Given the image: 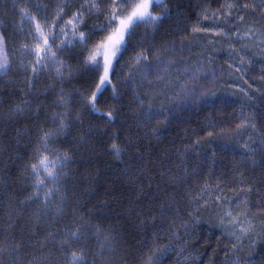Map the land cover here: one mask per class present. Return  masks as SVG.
Returning <instances> with one entry per match:
<instances>
[{
	"label": "trees",
	"instance_id": "1",
	"mask_svg": "<svg viewBox=\"0 0 264 264\" xmlns=\"http://www.w3.org/2000/svg\"><path fill=\"white\" fill-rule=\"evenodd\" d=\"M17 1L31 6L32 16L37 10L41 16H48L47 23L56 31L81 10L82 2ZM226 3L237 0H164L161 7L152 8L154 15L164 8L168 11L155 26H136L112 77L118 95L113 98L109 87L97 104L104 112L115 109L116 118L110 123L85 110L81 103V96H90L97 82L84 65L88 49L105 33L92 37L82 54L78 43L65 46L57 55L58 63L46 68L54 74L36 76L32 81L36 57L25 55L18 44L24 40L28 48L35 47L22 28L28 20L21 16L17 3L10 8L7 0H0V34L11 64L6 74H0V264H66L63 250L57 247L61 237L56 233L65 221L81 217L80 222L89 227L73 250L83 247L87 264H145L151 250L178 246L172 235H184L185 224L201 220L207 211L203 205L207 195L199 204L192 201L203 185L229 198V210L235 217L241 214L236 218L247 231L240 237V232L231 228L230 238L202 226L195 238L189 236V257L200 260V264H230L234 260L233 245L237 242L243 248L242 242L256 231L253 223L264 225V147L260 146V152L251 149L249 154L241 149L242 145L249 149L257 138L264 141V59L240 66L237 82L228 71L225 54L208 51L206 56L210 49L206 46L196 55L194 29L201 26L198 30L203 33L205 22L211 24L216 17L220 23L231 19L225 20L226 12L217 11ZM37 5L41 7L37 9ZM261 5L260 0H238L232 14L243 19L232 31L263 29ZM110 6L112 0L98 4L100 11L87 14L76 31L103 24L111 14ZM58 13L62 19L53 24ZM8 18L23 35L9 30L13 28ZM68 32L71 39V28ZM64 38L62 35L56 44ZM141 53L147 61L135 59ZM157 57L162 60L157 61ZM59 62L64 67L58 77ZM22 64L25 71L17 73L13 68ZM137 64L152 67L131 73V79L124 83L129 66ZM174 69L178 75L172 73ZM170 75L176 83L166 88L164 80ZM247 88L257 93L248 96ZM62 99L68 101L67 107L58 103ZM251 99L254 104H247ZM66 111L68 128L57 133L52 146L70 159L58 169V182L53 185L45 181L47 187L40 189L39 199L29 202L28 197L36 191L29 168L34 163L37 137L42 131H57L63 116L53 123V114ZM114 143L121 149L119 158L111 150ZM52 188L56 194L45 204L44 192ZM244 220L251 229L242 224ZM261 228L263 235L264 226ZM262 235L249 245L248 257L241 260L235 256L234 264H264ZM168 257L167 253L155 264H176L175 260L167 262Z\"/></svg>",
	"mask_w": 264,
	"mask_h": 264
},
{
	"label": "snow or ice",
	"instance_id": "2",
	"mask_svg": "<svg viewBox=\"0 0 264 264\" xmlns=\"http://www.w3.org/2000/svg\"><path fill=\"white\" fill-rule=\"evenodd\" d=\"M107 0H84L80 5V11L73 14L72 19L65 22L64 28L56 31L55 29L50 30L47 34L45 29L48 28L46 23L49 19L48 16H41L40 12L37 10L35 16H29L27 11L21 9V16L26 18L30 25L34 23V27H30L28 31L31 41H35L34 48H23L21 51L25 55L35 56L36 59L32 65V78L35 80L38 73L46 68L50 69L52 64H56L57 55L59 52L63 51L65 46H75L77 43L81 45L82 52L84 49H87L89 40L96 36L98 33H105L95 44L92 49H88L89 55L84 61L85 67L92 73L94 77L97 78L95 88L92 91L91 95L88 97L81 96V103L83 108L90 113L108 120L110 123L115 120L114 112L115 109L109 112H104L97 107V104L100 101V97L103 96L104 92L108 90L109 87H112L113 98H116L118 95L115 86L113 85L112 77L116 74V65L119 63L121 56L127 50L129 41L131 37L135 34L134 29L138 24H150L155 26L156 22L159 21L166 13L167 8H164L161 13L153 14V7H161L164 3V0H112L113 7L111 9V14L105 18V22L100 25H94L93 29L87 31L76 30L79 27L83 26V22L87 14L92 12H99L100 9L98 4L106 3ZM261 4H264V0H260ZM260 5H256L259 7ZM37 9L41 5L36 6ZM248 5H245V10L248 9ZM238 8L237 3H226L221 9L217 11L226 12L225 20L228 17L232 16V13ZM207 12V9H205ZM213 16H205V19H212ZM62 15L58 13L57 18L53 21V24H58ZM243 17H241V20ZM44 21L45 23H40ZM71 28V39H69L68 29ZM198 29H194L196 31ZM219 35H224L223 32L218 33ZM63 35L65 38L60 41L59 44H56V50L53 51V44L56 43L57 36ZM30 41V42H31ZM167 47V46H166ZM150 50V49H149ZM0 54H2V59H0V74L5 73L8 68L11 66L9 54L6 51V42L2 34H0ZM137 61L145 60L147 61V56L143 53L135 57ZM162 60V57H157V61ZM60 66L56 68V75L62 76V69L64 67L62 62H59ZM130 74L125 78L124 83H127L131 79V73L139 72L142 68L149 69L151 65H130ZM159 68V64L156 65ZM187 71V70H186ZM61 95H63V89L60 90ZM62 106L67 107L68 101L62 99L58 101ZM155 114V113H154ZM63 116V119H60L59 129L57 131H42L41 134L37 137V143L35 147V152L33 156L34 163L31 164L29 168V175L35 177L34 188L36 191L28 197L30 202L32 199H39L40 189L46 188L47 185L45 181L51 182L55 185L59 180L58 169L62 168L64 164L70 159L66 154H61L58 148L52 146L57 133H63L68 128V117L69 113L66 111L62 114H53V123L56 120ZM147 116V111L143 113ZM79 119V116L76 117ZM209 136L212 135L211 132L208 133ZM111 150L119 154L121 149L114 143L111 146ZM213 189H209L207 186L201 189V192L197 198L192 201L193 203H200V200L204 198L205 195L211 196ZM56 194L55 189H49L44 192L45 202L51 199ZM225 197L223 195H218L215 203L217 205H223ZM212 203L211 200L205 205L209 206ZM59 211V210H58ZM161 212L164 211L162 207ZM83 218L73 219L64 222V227L60 229L56 235L61 237L59 244L57 245L58 249H62L61 252L62 259L66 264H87L85 256L87 253L84 248L81 247L77 250L74 249V245L81 241L86 235L85 229L89 225L81 223L80 221ZM221 226L230 227L236 229L239 224V220L236 217L232 216V213L229 209L223 208L220 213ZM227 221V225L223 222ZM247 229L240 228V232L246 233ZM155 239V237H154ZM161 250L156 249V252L159 253ZM145 264H155V261L150 257Z\"/></svg>",
	"mask_w": 264,
	"mask_h": 264
},
{
	"label": "rangeland",
	"instance_id": "3",
	"mask_svg": "<svg viewBox=\"0 0 264 264\" xmlns=\"http://www.w3.org/2000/svg\"><path fill=\"white\" fill-rule=\"evenodd\" d=\"M7 2L9 3L10 8L12 6H14V2H15V4L17 3V8L19 7V10H21V7H23V9L25 11H27L28 15L32 16L31 12H30L31 6H28L27 4H23L22 5L21 4L22 1H17V0H14V2H13V0H7ZM83 2H84V0H82L81 3H83ZM112 7H113V4H112V6H110V8L112 9ZM261 7L262 8H261L260 11L263 13L262 15H264V6L261 5ZM211 14H213V13H211ZM213 15H215V14H213ZM218 20L219 19L217 17H216V19L214 18V20L212 19V23L211 24L210 23L207 24V22L204 21L205 25L203 26V29H202L203 33L200 30H197V32L195 31V34H196L195 36L197 37V39L194 42L195 46L193 48H195L194 51L196 52V55H201L202 51H203V48L207 49L206 46H208V48H210L209 50H207L206 56L210 55L209 52H212V51H213V53L215 55H217V54H219V55L225 54L224 56L227 57V64H228V67L230 68V70L228 69V71H230V75L234 74V76H235L234 78L238 82V78H237L238 77L237 75L239 74L238 71L242 72V67H240V66H244L245 64H247V62L249 63L250 62L249 60L253 61V60H262V59H264L263 58L264 57V28L261 29V28H258V27H254V28H248L247 27L244 30H240V33H239L238 31H232V30L236 29L240 25V20H241L240 16L232 14L231 19L229 18L227 21H224L222 23H220ZM2 21H3V19L0 18V27L3 25V23H1ZM8 22H9V18H8ZM27 23L28 24H25L22 27L26 28L25 33L28 34L29 28L30 27H34V23L32 25H30L29 22H27ZM40 23L43 24L45 22L44 21H40ZM10 24L12 25L13 29L9 28V30H11V31L13 30L16 33H19L20 35H23L22 33H20L21 30L19 28H15L16 25H14V23L12 21H11ZM19 26L20 25H18L17 27H19ZM214 26H222V29L220 28L221 30L218 31V29H217L218 27L216 28ZM200 27L201 26H199L196 29H199ZM242 27H243V25H242ZM52 29L53 28H51V26L48 24V28L45 29V33L47 34ZM214 30H216V31L213 33ZM221 32H223L224 35H219L218 34V33H221ZM25 33H24V35H25ZM61 36H57L56 40L60 39ZM204 36L205 37H211V39L210 40H204L203 39ZM26 39L29 40V39H31V37H29V35H28V37H26ZM212 39H213V41L211 42ZM22 41L23 42H19L18 44H20L23 48H25V47L28 48L29 44L26 41H24V40H22ZM55 44H53V46H52L53 49H55ZM210 57H206V58H209L210 61H211L212 58H210ZM0 59H2V54H0ZM13 69H16L17 73L20 70L21 71H23V70L25 71V65L22 64L19 67H15ZM40 72L38 73L37 76H47V75L48 76H52V74H54L53 71L51 72L50 70H46V69L42 70L41 73ZM172 73H175L177 75L179 74L177 69H174L172 71ZM3 74H6V72L3 73ZM172 78H173V76L170 75L169 77H167V79L164 80V84H165L166 88L168 86H170L171 83H172V85L174 83H176V82H172V80H174ZM32 81H33V79H32ZM236 81L234 83H236L237 86H239ZM250 87H251V84H250ZM253 88H255V87H253ZM220 92L221 91L219 90V93ZM247 92H249V93H247ZM259 92H260V89H259ZM245 93H246V95L249 96L250 93L256 94L257 92H255V90L252 89V88H247ZM157 95L160 96V94H157ZM167 100L171 101V98L168 96ZM255 100H256V98H255ZM255 100L251 99L249 102H247V104L251 103L249 105H253ZM247 104H246V106H247L246 110L249 109V105H247ZM241 112H242V109H241ZM246 113H247V111H246ZM254 142H256V143L250 142L249 149H248V147L246 145H242L241 149L243 151H246L247 154H249V152H251L252 150H256V151H259V152L261 150H263V149L260 148V146L262 148L264 147V141H262L261 138H259V139L257 138V140H255ZM247 154H245V155H247ZM203 188H205L204 185L202 186V189ZM236 190L238 191L239 188H237ZM218 195H223L225 197V200H224V203H223L222 206L221 205H217L215 203L216 198H217ZM232 197L233 196L231 195L230 199H232ZM40 199H41V197H40ZM51 199H53V198H51ZM51 199H49L47 202H51ZM209 200H211L212 203L209 206L206 207L207 211L204 212L205 214L203 215L202 218H199L201 220L189 221L188 224H185L183 226L184 229L182 230L184 235L179 234V232H177V233L172 235L173 238L175 239V241L179 243L178 246L169 245V246H167V248H162L161 249L159 247H156L153 251L151 250V254H152L151 257L153 258L154 261H158L160 258H163L164 255L168 253L169 257H168V261L167 262H170L171 260H175L173 263H176V264H181L184 261H186V263H188L190 261L188 264H191L192 262H196L197 264H200L199 263L200 260H194V259H191V257H189V256L192 255V253L189 252V250L192 249L191 243L189 241V236L191 235L193 237L195 235L194 236V238H195L197 236V233H196L197 229L198 228H202V226H205V227H207L210 230H216V231H219V232L221 231L222 234L225 235L226 237L232 236L233 230L230 227H222L221 226V219H220V213H221L222 209L223 208H226V209H230L231 208V207H229V205H230L229 198L226 197L225 194L220 193L219 190H217L215 188V189H213V191L211 193V196L209 197L207 195V198L205 200H203V202L205 203L203 205L205 206L208 203ZM47 202H45V199H44V203L47 204ZM236 215H237L236 217L241 216V214H236ZM232 216L235 217L233 214H232ZM192 222L194 224H191ZM223 223L225 225H227L228 222L224 221ZM242 224L246 225L248 228L251 229V226L249 225V222L244 220V221H242ZM194 225H195V227H194ZM263 226L264 225H262L260 222L253 223L252 229L254 231L255 230L256 231L253 232V234L251 235L250 238H247V240H244V242H242L241 245L243 246V248H239L237 242L233 245V250H234V253H235L234 260H235V256L242 257L241 260H243V259L245 260L248 257V255H249L248 254V249L250 248L249 245H253V243L257 239L256 236L262 235L261 234V230H262L261 227H263ZM240 228H244V227L241 226L240 223H239L235 230L240 232ZM240 234H241L240 237H242L243 234H245V233L242 234L240 232ZM236 238L238 239V237H236ZM262 238H264V234L262 235ZM232 240L236 241L235 239H232ZM253 240H255V241H253ZM156 249H160L161 251L159 253H157ZM184 252H186V254H188L186 257H184L185 256ZM180 256H182L184 258H182V257L180 258ZM234 260H232V262L230 264H234ZM235 264H237V262H235ZM239 264H242V263L239 262Z\"/></svg>",
	"mask_w": 264,
	"mask_h": 264
},
{
	"label": "bare ground",
	"instance_id": "4",
	"mask_svg": "<svg viewBox=\"0 0 264 264\" xmlns=\"http://www.w3.org/2000/svg\"><path fill=\"white\" fill-rule=\"evenodd\" d=\"M20 28V27H19ZM22 28H24V27H22Z\"/></svg>",
	"mask_w": 264,
	"mask_h": 264
}]
</instances>
